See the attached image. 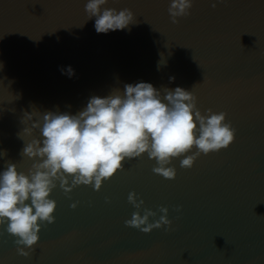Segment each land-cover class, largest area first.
<instances>
[{
    "label": "water",
    "instance_id": "water-1",
    "mask_svg": "<svg viewBox=\"0 0 264 264\" xmlns=\"http://www.w3.org/2000/svg\"><path fill=\"white\" fill-rule=\"evenodd\" d=\"M87 2L0 0V172L14 163L27 175L38 162L21 155L40 138L24 133L25 113L76 115L93 96L122 95L139 82L162 95L165 87L191 91L202 115L226 113L235 140L190 169L181 167L185 156L174 158L173 180L153 173L145 153L99 191L81 185L66 195L57 181L55 222L40 224L28 257L0 225V264H264V0H217L215 8L193 0L177 24L171 0H108L102 7L130 9L138 23L107 34L88 20ZM131 192L144 201L141 216L146 208L158 220L167 208L171 228L126 226L137 211Z\"/></svg>",
    "mask_w": 264,
    "mask_h": 264
},
{
    "label": "clouds",
    "instance_id": "clouds-1",
    "mask_svg": "<svg viewBox=\"0 0 264 264\" xmlns=\"http://www.w3.org/2000/svg\"><path fill=\"white\" fill-rule=\"evenodd\" d=\"M107 3L108 0H88L85 5L88 20L95 17L98 34L130 31L129 25L138 23L130 9L117 11L102 7ZM216 3L217 0H212L213 8ZM192 6L193 0H171L168 13L172 23L177 24L178 18L188 16ZM160 66L161 60L158 70ZM67 74L71 77L74 72L69 68ZM162 90L163 95L145 82L125 84L122 95L117 92L105 98L93 96L76 115L25 113L30 126L23 129L24 133L28 136L39 133L40 138L27 143L21 155L38 162L27 175L18 172L14 163H8L6 170L0 172V225L7 223V232L16 237L19 255L28 257L30 253L24 248L32 250L38 243L40 224L55 222L56 203L49 197L57 181L66 195L81 185H94L99 191L104 181L123 170L126 159L139 158L145 153L156 161L153 173L173 180L176 170L168 165L174 158L185 156L181 167L190 169L201 154L227 149L234 142L235 130L225 122L226 113H213L209 109L202 115L191 91L181 87ZM18 136L22 139L20 133ZM194 147L197 151L186 155ZM138 199L135 192L129 193L128 202L137 211L125 221L126 226L144 233L162 226L171 228L167 208L159 209L163 215L158 220L156 213L146 208L141 216L144 201L137 202ZM71 207L74 209L76 204ZM150 217L155 222L150 223Z\"/></svg>",
    "mask_w": 264,
    "mask_h": 264
}]
</instances>
